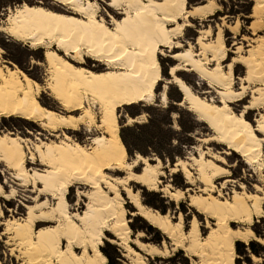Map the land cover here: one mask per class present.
Returning a JSON list of instances; mask_svg holds the SVG:
<instances>
[{"label":"bare ground","instance_id":"bare-ground-1","mask_svg":"<svg viewBox=\"0 0 264 264\" xmlns=\"http://www.w3.org/2000/svg\"><path fill=\"white\" fill-rule=\"evenodd\" d=\"M52 1L55 7L48 10L57 9L58 6L60 8L61 5L55 15L60 17L70 15L71 20L49 21V25L53 29L59 27L65 37H72L73 40L76 36L84 39L91 38L90 42L95 41L92 46L98 52L104 53V56L85 55L80 58L76 54L66 55L68 48L59 47L55 35L52 38L54 42L39 46L44 48L45 52L44 62L48 77L45 89L66 112L71 113L67 115L42 104L40 92L44 86L31 78L29 74L18 66L11 68L0 64V116L22 117L54 132L60 129L78 131L81 126H85L88 132L95 129L99 134H96L91 139L90 145H87L63 133L62 139L39 141L33 151H29V156L25 146L28 139L21 135H12V133L0 135V162H4L6 166L15 170V179L32 190L40 189L41 185L46 188L43 193L37 192V199L40 198L37 204L26 206L27 215L23 219H12L16 221L11 224V227L19 239V244L23 247L22 256L27 254L29 264H53V259L55 264H109L101 251L104 240H107L128 252L129 255L125 254V257L133 261L131 264H150L147 261L148 257L165 258L168 253L166 245L145 242L144 231L133 235L130 219L127 217L129 212L125 205L126 200L123 197L125 194L129 204L137 209L132 215L143 217L150 225L170 238L174 245L182 248L185 246V241H189L190 249L188 250H192L194 255L197 251H202L204 258L211 254L206 261L207 264L210 260L213 264H234L235 242H245L254 234L251 229L246 232L234 229L232 223H249L253 221L254 216L262 215L264 212L263 206L258 202L259 196L246 191H236L232 198L226 199L214 195L215 180L228 176L230 171L226 168V159L221 155L213 153L212 159H208L203 152L199 159L195 158L194 162L198 165L201 183H205L206 188L199 195H195L189 205L195 207L199 214L210 215L216 223L211 224L210 235L202 238L198 217L195 214L192 228L185 233L183 217L179 222H175V217L172 218L167 213L162 214L159 210L146 206L140 191H136L130 184L136 183L150 192L163 191L171 200L181 195L180 191H173L169 185L161 189L160 178L163 175L161 161L152 164L151 160L149 161L142 154L134 159L128 155L127 146L120 134L121 123L118 111L122 107L141 103L152 105L157 97L156 88L162 82L165 86L161 97H165L168 102V86L173 84L182 94V100L178 106H185L189 112L196 115L198 120L206 122L211 129L216 130L218 135L213 138L214 141L225 145L227 150L234 154H239L245 162L257 164L259 156H263L264 138H261L259 134L264 136V132H261L264 114L254 126L245 117V110L237 114L231 104L233 101L241 102L246 99L250 90L249 86L253 83L258 82L264 87V38L259 41L257 51L252 49L248 51L247 56H241L237 60L238 64H243L247 68V74L241 79L242 87L238 91L233 85L234 60L228 64V71L224 68L229 54L222 33L218 32L214 42L204 43L202 36H199L196 42V45L202 46L204 53H212L210 59L216 62L215 68H208L199 53L195 54L192 50V45L187 44V48L181 49L185 45L179 39L183 36L186 27L193 26L190 19L207 16V13L215 14L218 8L215 2L188 8L187 0H140L139 3L128 0L131 7H124L119 12L114 10L115 15L109 14L112 19L117 20L118 24L121 23L117 19L119 16L126 18L127 23L122 35H133V41L125 42L113 40V37L107 34L103 40H100L94 34L100 33L101 30L85 19L87 11L82 13L62 5V0ZM253 1H255L253 10L264 13V0ZM88 2L93 0H86V3ZM32 6L37 7L40 4H32ZM19 7L20 4L14 10ZM98 15L99 10L93 13L92 21ZM8 18L18 21L17 27L21 28L26 35L29 34L28 20L16 17L15 11L8 15ZM103 19L107 20L106 17ZM80 20H84V23H78ZM116 44H122L124 52H127L123 61L113 62V57L107 55ZM119 50L116 48V51ZM161 52L164 53L162 56L159 55ZM166 55L176 61L175 64L170 65V80L167 81L163 78L160 61V56ZM87 59L100 63L96 66L98 70L86 67L84 64L88 61ZM68 64L78 71L89 74L87 79L77 76L73 81L74 89H70L66 84V80L72 73V68L67 67ZM173 68L175 74L171 71ZM181 71H192L203 79L218 83L221 97L219 104L199 97L178 74ZM93 77L105 79L97 81L92 79ZM263 87L251 90L253 106L264 103ZM102 92L103 95H101ZM81 93L84 96L81 102L86 105L85 108H80L76 104ZM93 93H95V99L99 101H106L108 94H111V101L105 103L100 111L97 110L98 117L94 111V107L98 108L97 103L93 102L90 107L87 103ZM137 93L140 95L150 93L154 102L138 100ZM129 96L132 97L133 103H125ZM112 101H118V103H112ZM109 103H111L110 111ZM246 109L253 110L251 105L246 106ZM73 112L80 113L75 115L72 114ZM140 117L142 116L128 117V119L137 123ZM101 123L105 125V128L99 127ZM229 151L225 154L232 155L233 153ZM36 161L44 166L43 170L29 169L28 163ZM139 164L143 167L138 173ZM178 165L180 166L181 163H177ZM108 170L115 173L123 172L124 176L112 177ZM183 173L186 174L188 183H192L190 180L192 173L187 167L184 168ZM76 184L91 188L90 191L78 190L76 193L75 206H79L81 202L85 207L83 210L79 208L72 210L67 198L70 188ZM244 187L245 185L241 186L242 189ZM187 190L191 191L190 188ZM44 195L47 197L41 199ZM81 198L88 199L87 203L82 202ZM51 200L56 201L54 206ZM47 208L52 210V214L43 212ZM36 226L44 227L36 228ZM106 232H111L114 238H108ZM41 233H43L42 236ZM35 239L39 240L37 249L32 247ZM64 240H70L71 243L65 247ZM133 244L139 252L133 248ZM44 252L50 255L45 257L42 255Z\"/></svg>","mask_w":264,"mask_h":264},{"label":"rangeland","instance_id":"rangeland-1","mask_svg":"<svg viewBox=\"0 0 264 264\" xmlns=\"http://www.w3.org/2000/svg\"><path fill=\"white\" fill-rule=\"evenodd\" d=\"M45 2L55 7V3L52 0H33L32 4H44ZM188 8H193L196 5H206V3L215 2L218 5L215 14L207 13V16L192 18L190 22L192 27H186L183 36L179 39L183 43L184 48H187V44L192 45V50L195 54L200 55L204 60L206 66L210 69L215 68L216 62H213L210 57L212 53H204L200 44L196 45L199 36H202L204 43L214 42L215 36L218 32L222 33L224 42L226 43L228 50V60L224 63V68L228 71V64L233 62V75L234 86L236 90L240 91L242 87L241 79L247 74V68L243 64H238L237 60L241 56H247L252 49L257 51L259 48V41L264 38V13H259L253 10L255 1L253 0H187ZM54 3V4H53ZM107 3V0H105ZM18 0H0V25H4L7 21L8 15L12 14L14 8L19 5ZM60 8L59 6L56 7ZM106 10V9H105ZM113 12H115L113 10ZM111 14V13H109ZM121 17V16H119ZM238 27V30L236 28ZM0 64L4 66L8 65L11 68L19 67L26 74H29L31 78L42 84L43 90L40 92V101L43 105L50 109L64 113L65 115L71 114L66 112L61 104L54 99L53 95L45 89L47 81V67L44 55V48H32L28 44L18 40L10 38L7 34L0 36ZM239 50V51H238ZM84 64L89 69H96L99 65L95 60H89ZM160 61L163 68V78L170 80L169 71L166 73L164 70L168 69L171 64H175L176 61L168 57L160 56ZM100 71V70H99ZM256 71V70H255ZM188 85L193 88L197 95L207 101L213 100L215 104H219L221 97L219 96L218 83L210 81V79H203L198 74L192 71H181L178 73ZM165 84L162 82L157 86V97L152 105L136 104L132 106H126L119 109V122L121 123L120 134L123 142H126L128 147V155L134 159L142 154L144 157L151 160L152 164L161 161V189L165 186H170L173 191H180L181 195L171 200L165 195V192L148 191L147 188L138 185L136 183H130L136 191H140V195L143 199V203L148 207H153L159 210L162 214H169L174 218L175 222H179L183 217V227L185 233L192 228L195 214L198 217V223L201 230V237L207 238L212 232L211 224L216 223L215 220L210 218L208 214H199L196 208L189 205L195 195H199L205 188V183H201V174L198 173V165L194 162L195 158L205 153L208 159H212L213 153H218L226 159V168L230 171L228 176L215 180L216 196H222L223 199L232 198L236 191L250 192L259 196L258 202L263 206L264 212V145L263 156H259L257 164H249L243 160V158L232 151L227 150L225 145H221L214 141L218 133L216 130L210 128V126L197 119L196 115L189 112L188 109L182 106H178L180 97L182 94L175 85L170 84L168 86V102L166 105L161 102L160 97L163 92ZM250 90L247 93L246 99L243 101H233L231 107L234 108L237 114L243 113L245 110V117L255 126L257 120L264 114V103L258 106H253L251 102L253 95L250 93L253 88L262 89L258 82L249 86ZM264 88V87H263ZM88 103V102H87ZM252 106L253 110L246 109V106ZM237 109H240L238 112ZM97 117L99 115L97 107H94ZM80 112H73L72 114L79 115ZM135 113V115H134ZM139 116L145 117L141 122L138 118L137 123L128 124V117L137 118ZM169 121L178 125V128L172 127ZM97 130L88 132L85 126H81L78 131H71L68 129H60L57 132L44 129L40 127L38 123L28 121L22 117L11 116L9 118L0 116V135L12 133V135H21L29 141L25 144L28 156L29 151L32 152L34 146L39 141H50L52 139H62L63 133H66L72 138L78 140L81 144L90 145L91 139L97 134ZM261 138H264L262 134H259ZM211 139V140H210ZM229 151L232 155H226L225 152ZM155 158V159H154ZM183 162V163H182ZM177 163L181 165L177 166ZM140 165V164H139ZM29 169L36 168L43 170L44 166H41L38 161L28 163ZM143 165L141 164L139 171ZM190 170L191 181L186 178V174L183 173L184 168ZM112 177L124 176L123 172L107 171ZM0 177L4 181H7L9 192L6 195L11 196L8 200L0 199V208L7 206L9 209L8 220L13 218L23 219L27 215L26 206L38 203L37 192L34 193L32 188L20 183L15 179V170L6 166L4 162H0ZM245 185L242 189L241 186ZM191 191H188L189 189ZM82 190L84 192L90 191L91 188L81 185H75L70 188L67 198L70 202L72 210L79 208L83 210L84 204L75 206L77 202V191ZM15 195H12V193ZM47 195L42 196L44 199ZM125 205L128 209V219H130V228L133 235H137L138 232L144 231L145 242L156 243L160 246L166 245L168 253L165 258L154 257L147 258L150 264H207L206 261L210 258L209 254L206 258L202 256V251H197L199 256H195L190 249V242L185 241V246L182 248L174 245L170 238H167L165 234L159 231L154 226L150 225L143 217L133 216L137 209L129 204V201L125 194ZM37 199V201L35 200ZM82 202L87 203L88 199L81 198ZM56 201L51 200L52 206ZM42 211V210H40ZM39 211V212H40ZM52 210L47 208L43 212L52 214ZM75 212V211H74ZM19 213V215H17ZM234 229H241L243 232L251 229L253 234L257 237L256 240L252 239V236L247 241L235 242L236 261L243 262V264H264V213L262 215L254 216L252 222H238L232 223ZM44 226H36V228H43ZM6 230V229H5ZM16 236V235H15ZM108 238H114V235L110 232H106ZM261 238L263 240H261ZM101 247V251L105 254L107 262L109 264H131L133 261L127 259L123 248L118 245L112 244L107 240ZM165 243V244H164ZM253 243V244H252ZM135 250H138L136 245H132ZM9 246L4 245L0 251H7ZM11 250L17 251L18 256L16 264H20L21 251L23 247L19 244V239L13 241ZM4 264H13L12 256H4ZM208 264H213L210 260Z\"/></svg>","mask_w":264,"mask_h":264},{"label":"snow or ice","instance_id":"snow-or-ice-1","mask_svg":"<svg viewBox=\"0 0 264 264\" xmlns=\"http://www.w3.org/2000/svg\"><path fill=\"white\" fill-rule=\"evenodd\" d=\"M20 3V7L15 9V16L16 17H22L28 20L29 24L27 26V31L29 34H25L24 31L21 30V28L17 27L18 21L13 20L12 18H8L6 23L4 25H0V36H3L7 34L10 38L19 40L23 43L28 44L32 48H37L41 45H45L53 41V36L55 35L56 41H58L59 47H67L68 53L66 55H72L76 54L78 57L83 58L85 55H98L100 57L104 56V53L98 52L96 48L92 46L95 41H91V38L84 39L81 36H76V38L73 40L72 37H65L62 33L59 27L52 28L51 25H49V21H65V20H71V16L68 17H60L56 16L55 12L59 11V9H54L52 11H49V8H52V5L45 2L44 4L33 7L32 2L33 0H18ZM136 3H139L140 0H135ZM62 5H67L76 11L79 12H85L87 11V16L85 19L91 21L96 25L97 28H99L101 31L97 35L100 40H103L105 38V34L107 36L113 37V40H124L125 42L133 41V35L131 34H124V26L127 23L126 18L124 17H118L121 21L120 24L117 23V20L112 19V17L109 15V13H112V15H115L116 12L121 11L124 7H131V4L128 2V0H107V3H105V0H93V2L86 3V0H62ZM109 5L111 7H109ZM106 9V10H105ZM97 10H99L98 17L92 21L93 13H96ZM107 18L105 19L103 18ZM78 23L83 24L84 20H80ZM107 25V26H106ZM23 27V26H21ZM109 29H112V31H109ZM75 35V34H74ZM68 41H71V43H68ZM116 48H119V51H116ZM2 51V49H0ZM164 53H159V55H163ZM108 56L113 57L114 61H123L124 57L127 55V52H124V46L122 44H116L114 45V48L112 51H109L107 53ZM155 66V65H154ZM68 68H72V73L70 74L69 78L66 80V84L70 89L75 88V81L77 76L84 77L85 79L88 78L89 74L78 71L77 69H74L71 64L67 65ZM166 73L169 71L168 69L164 70ZM172 73L175 74V69H171ZM92 79L101 81L105 79L104 77H93ZM179 83V81H177ZM38 87V85H37ZM51 87V86H49ZM104 93L102 92L101 95ZM239 95V93L237 94ZM136 98L140 101L144 102H154L151 99V94L148 93L146 95H140L139 93L136 94ZM84 99L83 93L80 95V99H77L76 104L80 108H85V104L81 101ZM160 100L162 103L166 105L167 101L165 97H160ZM108 101H111V94H108V98L106 101H99L95 99V93H93L88 98V106L90 107L93 102L97 103L98 108L97 110L100 111L103 109L105 103H108ZM112 103H118V101H112ZM125 103H133L132 97L129 96L128 99L125 101ZM111 110V103H109V111ZM239 112L240 109H237ZM103 115V113H102ZM135 115V113H134ZM140 121L142 122L145 117H140ZM136 121L132 119H128V124H133ZM172 127L178 128V125L172 123V121H169ZM101 129L105 128V125L101 123L99 125ZM261 132H264V125L261 126ZM99 134V133H97ZM99 143V141H97ZM142 159V158H141ZM155 159V158H154ZM79 179V177H76ZM34 193L40 192L43 193L46 191V188L41 185L40 189H33ZM9 192L7 181H4L2 177H0V199L2 200H8L11 198V196L6 195V193ZM12 195H15L13 192ZM9 215V209L7 206H4L0 208V249L4 248V245H8L9 248L7 251H0V264H4V256L5 255H11L13 258V264H16V259L18 256L17 251L11 250V245L14 240L17 239L15 236L13 229L11 227V224L16 223L15 220H12L9 222L8 220ZM19 215V213H17ZM6 229V230H5ZM43 233H41V236ZM264 236V233L261 234ZM252 239L255 240L257 237L255 235L252 236ZM264 242V241H262ZM71 243L70 240H64L63 244L65 247H67ZM39 245V240L35 239L33 241L32 247L34 249H37ZM43 256L47 257L50 255L48 252L42 253ZM195 255L198 257L199 253H195ZM20 264H29V261L27 259V254L20 257ZM53 264H55V260L53 259ZM186 264H190V262H186ZM237 264H243V262H237Z\"/></svg>","mask_w":264,"mask_h":264},{"label":"trees","instance_id":"trees-1","mask_svg":"<svg viewBox=\"0 0 264 264\" xmlns=\"http://www.w3.org/2000/svg\"><path fill=\"white\" fill-rule=\"evenodd\" d=\"M181 100H182V99H181V97H180V101H181ZM124 144H126V142H124ZM126 146H127V148L130 147L128 144H126ZM252 244H253V243H252Z\"/></svg>","mask_w":264,"mask_h":264}]
</instances>
